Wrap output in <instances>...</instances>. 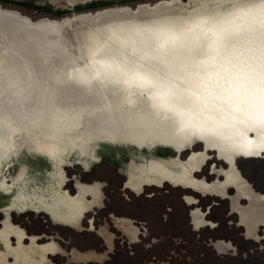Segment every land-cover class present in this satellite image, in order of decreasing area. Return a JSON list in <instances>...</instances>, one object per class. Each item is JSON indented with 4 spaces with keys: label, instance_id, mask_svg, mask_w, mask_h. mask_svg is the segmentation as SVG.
Segmentation results:
<instances>
[{
    "label": "rangeland",
    "instance_id": "1",
    "mask_svg": "<svg viewBox=\"0 0 264 264\" xmlns=\"http://www.w3.org/2000/svg\"><path fill=\"white\" fill-rule=\"evenodd\" d=\"M177 1L179 0H75V3H72L70 0H0V10L16 14L33 25L47 22L68 27V20L79 17L95 16L112 10L121 13L152 12ZM193 2L197 8L201 7L215 15L226 9L228 2L235 10H248V0H193ZM180 4L182 5L181 2ZM190 8L184 6L187 11ZM35 33L40 36V49L33 38L27 39L26 45L23 46L27 51H31V54L36 52L35 59L24 55L23 51L19 55H14L8 48L6 51L0 49V82L3 78L4 82L15 84L19 82V78L27 77L25 84L30 88L24 87V97L31 92H34L35 96L41 92L58 98L61 86L64 87V94L67 96L66 73L76 66L85 65L94 73H107L108 80L112 71L130 69L140 59L134 57V54L127 57L132 53V47L127 52H118L119 57L114 58L92 55L90 58L84 55L68 58L65 48H62L61 52L50 46V42L55 39L47 37L39 30ZM139 50L146 49L141 47ZM57 53L59 56L56 57ZM155 56L156 53H153V56L147 57V62L153 61ZM146 68L158 70V73H151L157 78L151 99L147 94H136L125 99L119 109L111 110L105 107L93 112L86 116V129L73 132L71 136L68 132L44 135L37 129H32L11 137V155L15 164L11 169L16 168V171L13 178L0 179V264L64 262V254H57L55 261L50 260L49 255L65 251L62 249L65 246L62 239H67L66 236L71 229H82L86 208L97 209L95 212L98 213L95 216L102 221L95 219L96 226L93 230L98 229L99 233L101 229L104 230L100 235L109 245H112L113 236L106 234L105 231L120 230L125 234L124 222L120 223V220L126 217L136 221L131 223L135 230L132 228L130 231L133 230V234L141 232L139 238L137 235L134 236L138 238L136 241L125 234L130 243L139 241L148 230L154 236L152 245L156 247V250L150 253L154 252L158 257L163 248L174 246L166 244L167 246L161 247L169 235L174 237L172 239H178L174 241L176 243L180 242V239L184 242L183 249L186 252L179 260L181 264H264V150H261L264 148V141L257 140L261 135L259 129L264 118H252L251 115H247L239 122L242 123L241 127L227 123L221 126L219 133L213 132L212 122L196 121L211 119L212 116L217 117L219 114L207 107L194 109L190 105L192 101L227 103L229 101L227 97L220 99L222 97L218 91L222 89V85L219 81L209 80L211 83L209 82L205 89L195 92L192 86L179 82L171 73L161 71L157 67ZM11 73H20V76L13 78ZM151 115H156L151 121L139 120L133 123L130 121L133 116L141 118ZM232 120L236 121L233 118ZM99 121H105L104 125L100 126ZM128 123L136 125L138 129L136 136L160 126L177 130L176 142L170 144L168 151L161 148L160 154L163 156L168 153L171 159H175L168 164L181 167L183 172L181 182L128 183L127 174L149 172L159 175L165 171L168 164L155 163L154 168L149 169L130 166V156L122 154L121 148L124 147L118 141L110 144L111 147L118 149L122 166L114 159L97 157L96 149L100 142H96L93 137L103 129L106 131L107 127L111 134H117L121 138L127 128L131 129ZM233 126L236 128L235 131ZM261 136L264 138V133ZM191 137L195 140H191ZM225 137H231L234 144L237 139L247 144L248 156L238 159L235 168L245 181L243 186L245 192H249L248 198L239 197L236 187L221 186L229 167L216 149H207L204 146L208 141L225 143ZM196 152L202 153L197 160ZM233 152L231 150L226 154L227 160L231 158ZM130 154L137 157L144 154V149L134 139L130 142ZM160 154L152 155L155 161L159 160ZM188 166L193 171H202L197 173L200 178L209 176L207 179L216 190L224 192H220L221 195L218 193L213 195L177 187L187 185L195 189L208 188L196 174L190 176ZM213 166H216L215 170ZM83 168L85 171L81 172ZM71 175L72 180L77 183H81L82 176L85 180L82 182L87 184L86 181H89L86 187L89 192L87 197L86 195L72 197L73 192L68 187ZM123 178L125 186L131 191L123 187ZM101 187H104V195L98 196ZM184 194L195 196L199 201L197 204L199 207L193 212L201 210L205 214L207 223L201 227H197L193 219L198 230L194 228L190 217L192 206L186 205L183 201ZM185 199L187 202H193L190 197ZM11 210L19 212V216H15L14 212L10 214ZM93 213L94 211L89 216ZM125 223L130 225L129 222ZM54 232H57L61 239L46 237ZM172 239L169 238V241ZM220 240L232 242L236 250L220 252L214 246L215 242ZM131 246H134L136 262L147 259L150 248L146 247H150V244L146 243L144 247L146 250L141 248L140 243ZM124 258L130 257L124 254Z\"/></svg>",
    "mask_w": 264,
    "mask_h": 264
},
{
    "label": "bare ground",
    "instance_id": "2",
    "mask_svg": "<svg viewBox=\"0 0 264 264\" xmlns=\"http://www.w3.org/2000/svg\"><path fill=\"white\" fill-rule=\"evenodd\" d=\"M70 1L75 3V0ZM179 1L152 12L121 13L112 10L95 16L79 17L68 20V27L47 22L33 25L16 14L0 10L2 51L8 48L14 55H19L23 51L24 55L35 59L36 52L31 54V51H27L23 46L26 45L27 39L33 38L40 49V36L35 33L39 30L47 37L55 39L50 42V46L56 51L62 52V48H65L68 58L75 55H84L86 58H90L91 55L114 58L119 57L118 52H127L131 47L132 53L127 57L132 54L134 57H140L132 68L112 71L108 80L107 73H94L85 65L72 68L66 73L68 95L64 94V87L61 86L58 98L41 92L37 96L31 92L24 97V87L30 88L25 84L27 77L19 78V82L15 84L4 82L1 78L0 179L13 178L15 175L16 168L11 169L15 166L11 155V137L32 129H37L44 135L68 132L71 136L73 132L86 129V116L93 112L105 107L111 110L119 109L125 99L136 94H147L151 99L157 80L151 73H158L155 67L171 73L179 82L192 86L195 92L205 89L209 80L221 83L222 89L218 91L222 97L220 99L227 97L229 100L227 103L192 101L190 105L194 109L207 107L219 114L217 117L212 116L211 119L196 121L212 122L213 132L219 133L221 126L227 123L241 127L242 123L239 122L247 115L263 119L264 0H248L247 11L235 10L228 2L226 9L220 10L216 15L206 12L201 7L197 8L193 5V0L189 1V7L183 0ZM184 6L193 8L187 11ZM57 38L59 40H56ZM141 47L146 50L140 51ZM153 53H156L155 59L147 62V57L153 56ZM150 66L156 70L146 68ZM11 75L16 78L20 73ZM155 116L141 118L133 116L130 121L146 122ZM232 118L236 121L234 122ZM226 120L227 122H224ZM98 123L102 126L105 121ZM127 125H131V129L127 128L121 138L117 134H111L107 127L106 131L103 129L93 137L96 142H100L96 149L98 158L103 159L105 156L121 163L122 166L118 149L111 147L110 144L118 141L124 147L121 148L122 154L130 156L129 165L135 168L149 169L154 168L155 163L165 165L175 160L171 159L168 153L162 156L160 151L161 148L168 151L170 144L176 142V129L170 130L166 126H160L136 136L135 133L138 132L136 125L131 123ZM262 128L264 122L259 129L261 135L264 133ZM261 135L257 140L264 141ZM133 139L144 149L142 156L130 154V142ZM224 141L232 145L226 146V151L235 148L231 137H225ZM156 154H160L158 161L153 157ZM228 161L235 163L234 152ZM169 164L159 175L149 172L127 174V182L137 181L139 184L181 182L183 176L181 167ZM193 219L197 227L207 223L201 210L193 212ZM214 246L223 253L228 249H235L232 242L225 240L215 242Z\"/></svg>",
    "mask_w": 264,
    "mask_h": 264
},
{
    "label": "flooded vegetation",
    "instance_id": "3",
    "mask_svg": "<svg viewBox=\"0 0 264 264\" xmlns=\"http://www.w3.org/2000/svg\"><path fill=\"white\" fill-rule=\"evenodd\" d=\"M234 145H235V148L232 151H234L236 153V161L234 164H230L226 158V154H228V152L225 149L227 146L226 143L216 142V141H208V142L204 143V146L207 149H209V148L216 149L219 152V154L222 156L226 166L229 167V171L225 173L226 178H225V180L221 186L223 188L226 186L227 187H236L239 197H242V199L248 198L249 192H245L246 189L243 186V184H245V181H243L242 177L240 176V173L235 168V165L237 164L238 159H240L241 157H244V156H248L247 155V144L245 142L239 141V139H237V141L235 142ZM201 155H202L201 152H196V155H195L196 160ZM97 164H99V162ZM216 166L215 167L213 166L214 170H215ZM187 168L189 170L190 176H193L194 174H196L198 179L203 180L204 183L206 185H208V188L195 189V188L187 186V185H177V187H182L185 189H192L193 191H195L197 193L199 192V193L213 194V195H216L214 193H218L219 195H221L220 192H224L222 190H220V191L216 190L214 185H212L208 181L207 178H209V176H202L203 178H200L201 176L198 177L199 175L197 173L202 172V171H200V170L193 171L192 168H190L189 166ZM84 171H85V169L83 168V172ZM73 176H76V175H73ZM233 177H235L234 180H233ZM72 179H73V177L71 175L70 181L68 182V187L73 192L72 197H75V196L79 197V196H85V195L87 197L89 195V192H88V189L86 187H87V185H89V181H86L87 184L82 182V181H85L83 176L80 179L81 183H77L76 181H74ZM123 181H124L123 187L125 189H127V187L125 186V179L124 178H123ZM82 188H86V189L81 190V192H80L79 189H82ZM103 190H104V187H101L99 190L98 196L104 195ZM127 190H130V189H127ZM185 197L192 198L193 202H187ZM91 200L92 199H90V201ZM183 201L185 202L186 205L192 206L190 217L192 219V224L194 225L192 213H193V210H195L196 208L199 207L197 205L199 201L197 200V198L195 196H192L189 194H184ZM94 205L95 204H93V206ZM195 205H197V206H195ZM98 207H100V206H98ZM85 210H86V213L83 216L84 217L83 222H85V223L83 224L82 229L93 230L94 227L96 226L94 220L95 219H96V221H98V220L102 221V220L99 219V217L95 216L98 212H94L91 215L92 217L89 216L90 213L92 211H94L95 209L90 210L89 208H86ZM237 213H239V212L237 211ZM206 215H207V212H206ZM121 222H124V227H125V231H126L125 234H128L130 236V238H133V240H135V241L138 240L139 234H141V232H139L137 234H133V230H135V227L133 228L131 226V223H135L136 221H132L129 218L123 217V219L120 220V223ZM125 222H129L130 225H127ZM127 226L129 228V230H127ZM132 228H133V230L131 232L130 230ZM194 228L196 230H198L195 227V225H194ZM100 232L101 233H99L98 230L88 231V230H81L80 229V231H78V230L71 229L70 231H68V235L66 236L67 239L66 240L62 239V241H64V243H65V246L62 249H64L66 252L63 251V252H57V253L50 254L49 259L52 261H55L57 254H64V256H65L64 262H61L59 264H64V263L65 264H147V263L148 264H181L179 262V260L181 258H183V256H184L183 253L186 252V250L183 249L184 242L182 239L179 240L180 242L176 243L174 241H178V239H172L174 237H169V235H167V240L165 241L164 244H162L161 247L167 246L166 244H169V245L173 244L174 246H172L171 248H163L161 250V254L159 257L154 255V252L150 253V251H153V250L155 251L156 247L152 245L154 236L152 235V232H150L148 230L146 231V234L144 236L142 235V237H140V240L137 241L136 243H130V241L127 239V236L125 234H123L120 230H113V231H107V232L105 231L106 233L113 236L112 237L113 238L112 245L107 244L106 239L104 237H102V235H100L104 232V230L101 229ZM57 234H58L57 232H54V234H48V235H46V237H48V238L59 237L61 239V236H58ZM35 235L36 236H43L44 234H35ZM136 235L138 236V238L134 237ZM169 238H171L172 240L169 241ZM159 241H163V240L159 239ZM122 243H126V245H122ZM139 243L141 244L142 249H145L144 247L146 246V243L150 244V247H146V249L150 248L148 250L149 255H148L147 259H145L144 261H141V262H136V259H134V256L132 258H129V259H125V258L123 259L124 254L131 253L130 251L127 252L128 250L132 251L131 254H135L134 246H131V244H139ZM101 258L103 259L102 261L100 260ZM151 262H155V263H151Z\"/></svg>",
    "mask_w": 264,
    "mask_h": 264
},
{
    "label": "crops",
    "instance_id": "4",
    "mask_svg": "<svg viewBox=\"0 0 264 264\" xmlns=\"http://www.w3.org/2000/svg\"><path fill=\"white\" fill-rule=\"evenodd\" d=\"M92 170H93V169H92ZM81 172H83V171H81ZM81 172H80V173H81ZM90 172H91V171H90ZM104 206H105V205H103V207H104ZM96 210H97V209H95L94 212H95ZM12 212H14V215H15V216H19V212H17V211L15 212V210H11V211H10V214H11ZM28 213H32L33 215L36 214V213H33V212H28ZM28 213H27V214H28ZM0 214H1V213H0ZM43 215H45V214H43ZM0 218H1V215H0ZM45 218L48 219V217H47L46 215H45ZM48 220H49V219H48ZM74 230H78V229H74ZM81 230L93 231V230H89V229H81ZM95 230H98V229H95ZM78 231H80V230H78ZM98 231H99V230H98ZM107 231H113V230H110V229H109V230H106V232H107ZM106 234H108V233H106ZM145 250H146V249H145ZM129 251L132 253L131 250H128L127 252H129ZM127 252H126V253H127ZM131 253H127V255H128L130 258H132V257L135 255V254H131ZM100 260L102 261L103 259L101 258Z\"/></svg>",
    "mask_w": 264,
    "mask_h": 264
},
{
    "label": "water",
    "instance_id": "5",
    "mask_svg": "<svg viewBox=\"0 0 264 264\" xmlns=\"http://www.w3.org/2000/svg\"><path fill=\"white\" fill-rule=\"evenodd\" d=\"M189 1L190 0H183V2L186 3V4H188V5L190 4Z\"/></svg>",
    "mask_w": 264,
    "mask_h": 264
}]
</instances>
